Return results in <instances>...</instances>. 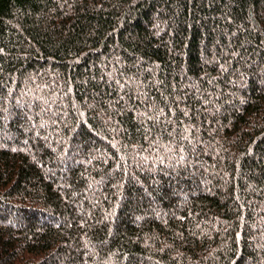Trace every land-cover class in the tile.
Returning a JSON list of instances; mask_svg holds the SVG:
<instances>
[{
	"label": "trees",
	"instance_id": "16d2710c",
	"mask_svg": "<svg viewBox=\"0 0 264 264\" xmlns=\"http://www.w3.org/2000/svg\"><path fill=\"white\" fill-rule=\"evenodd\" d=\"M0 264H264V0H0Z\"/></svg>",
	"mask_w": 264,
	"mask_h": 264
}]
</instances>
